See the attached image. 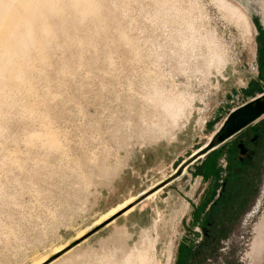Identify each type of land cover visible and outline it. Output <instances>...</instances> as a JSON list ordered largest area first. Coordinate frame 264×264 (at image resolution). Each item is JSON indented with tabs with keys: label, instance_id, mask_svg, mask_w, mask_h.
<instances>
[{
	"label": "rangeland",
	"instance_id": "obj_1",
	"mask_svg": "<svg viewBox=\"0 0 264 264\" xmlns=\"http://www.w3.org/2000/svg\"><path fill=\"white\" fill-rule=\"evenodd\" d=\"M233 1L0 0V264H259L258 121L211 147L264 92V0Z\"/></svg>",
	"mask_w": 264,
	"mask_h": 264
},
{
	"label": "water",
	"instance_id": "obj_2",
	"mask_svg": "<svg viewBox=\"0 0 264 264\" xmlns=\"http://www.w3.org/2000/svg\"><path fill=\"white\" fill-rule=\"evenodd\" d=\"M264 115V93L254 100L232 110L222 124L220 132L216 136V142H222L233 136L249 124L255 122Z\"/></svg>",
	"mask_w": 264,
	"mask_h": 264
},
{
	"label": "flooded vegetation",
	"instance_id": "obj_3",
	"mask_svg": "<svg viewBox=\"0 0 264 264\" xmlns=\"http://www.w3.org/2000/svg\"><path fill=\"white\" fill-rule=\"evenodd\" d=\"M259 119L257 120L258 123L254 124L251 129L243 133V138L236 143V147H239L240 151L239 160L244 164V167L247 166L245 164H250L252 161L254 162L262 155V151H264V120ZM262 171H264V169H262Z\"/></svg>",
	"mask_w": 264,
	"mask_h": 264
},
{
	"label": "bare ground",
	"instance_id": "obj_4",
	"mask_svg": "<svg viewBox=\"0 0 264 264\" xmlns=\"http://www.w3.org/2000/svg\"><path fill=\"white\" fill-rule=\"evenodd\" d=\"M232 1V0H231ZM235 1V0H234ZM233 1V2H234ZM236 2V1H235ZM237 4V3H236ZM238 6H240L239 4H237ZM240 8L243 10V8L240 6ZM261 10L263 11L262 13H263V18H264V3H263V7H261ZM242 12V11H241ZM246 12V11H245ZM245 12H242V15L243 16H245V15H247V13H245ZM250 22V21H249ZM223 124V123H222ZM209 146H207V147H205V149H203V153H205V151L206 150H208L209 148H208ZM208 148V149H207ZM202 153V154H203ZM197 156V154L196 155H194V157H196ZM147 194V193H146ZM157 194V192H155V194L153 193V195H152V197H154L155 195ZM144 196V195H143ZM139 196H133V197H130V198H128L127 200H125L123 203H121L118 207H115V208H113V209H111L109 212H107L106 214H104L103 216H102V218L101 219H98L95 223H94V225L93 226H96V225H99L100 223H102L103 221H105L106 219H108L109 217H111L112 215L114 216V214L115 213H117V212H119L121 209H124V206H126V205H129L130 203H132L133 201H135L137 198H138ZM141 197V196H140ZM156 199V198H155ZM154 199V200H155ZM133 210V208H129V210H127L124 214H128L130 211H132ZM264 218V217H263ZM262 218V219H263ZM90 228V227H89ZM84 232V231H83ZM83 232H81L82 234H83ZM82 234H80L79 233V235H82ZM259 235H260V243L258 244V248H257V250H259V251H262V250H264V220H263V222L261 221V226H260V231H259ZM78 236V235H77ZM62 249V248H61ZM58 250H60V249H58ZM57 250V251H58ZM44 260H45V258H43ZM39 263H41V262H39Z\"/></svg>",
	"mask_w": 264,
	"mask_h": 264
},
{
	"label": "snow or ice",
	"instance_id": "obj_5",
	"mask_svg": "<svg viewBox=\"0 0 264 264\" xmlns=\"http://www.w3.org/2000/svg\"><path fill=\"white\" fill-rule=\"evenodd\" d=\"M177 176H178V173L176 175H174L172 177V179H176ZM130 206H131L130 204L124 206V209L123 210L124 211H127ZM259 264H264V251L261 252Z\"/></svg>",
	"mask_w": 264,
	"mask_h": 264
},
{
	"label": "crops",
	"instance_id": "obj_6",
	"mask_svg": "<svg viewBox=\"0 0 264 264\" xmlns=\"http://www.w3.org/2000/svg\"><path fill=\"white\" fill-rule=\"evenodd\" d=\"M263 93H264V92H262V93H258V94H256L255 96H252L251 98L248 99V101L239 104L238 107H240L241 105H244V104H246V103H248V102L254 100L255 98L261 96ZM238 107H237V108H238ZM235 109H236V108H235ZM232 110H233V109H232ZM232 110H231V111H232ZM231 111H230V112H231ZM228 115H229V114H228ZM228 115H227V116H228ZM225 119H226V118H225Z\"/></svg>",
	"mask_w": 264,
	"mask_h": 264
}]
</instances>
